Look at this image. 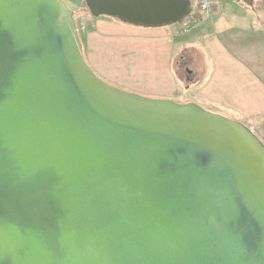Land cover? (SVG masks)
Masks as SVG:
<instances>
[{
	"label": "water",
	"instance_id": "95a60500",
	"mask_svg": "<svg viewBox=\"0 0 264 264\" xmlns=\"http://www.w3.org/2000/svg\"><path fill=\"white\" fill-rule=\"evenodd\" d=\"M83 3L145 29L189 14L188 0ZM73 15L0 0V264H264L262 142L108 84Z\"/></svg>",
	"mask_w": 264,
	"mask_h": 264
},
{
	"label": "crops",
	"instance_id": "0c3cea01",
	"mask_svg": "<svg viewBox=\"0 0 264 264\" xmlns=\"http://www.w3.org/2000/svg\"><path fill=\"white\" fill-rule=\"evenodd\" d=\"M214 1L212 12L198 23L196 2L181 22L188 32L179 36L178 24L145 29L86 19L78 33L84 57L98 77L114 85L147 89L172 101L183 89L187 97L176 103L193 102L242 124L264 126V0ZM190 42L199 43L206 62L205 74L191 86L178 82L172 70L176 51Z\"/></svg>",
	"mask_w": 264,
	"mask_h": 264
},
{
	"label": "rangeland",
	"instance_id": "374dc122",
	"mask_svg": "<svg viewBox=\"0 0 264 264\" xmlns=\"http://www.w3.org/2000/svg\"><path fill=\"white\" fill-rule=\"evenodd\" d=\"M69 8L70 10H72V12L74 13L73 18L76 24V28L78 30V33L80 32V34L83 33L85 27H84V21L86 19H94L92 18L88 11L86 10V8L84 7V3L83 0H62ZM220 4L225 3V0H217ZM188 15L186 16L185 19H183V21H186L187 19H189V15L192 14V12H194L195 10V6H196V0H188ZM192 16V15H191ZM101 18H105L111 21H115L114 19H110L107 17H101ZM182 21V22H183ZM117 22V21H116ZM223 24H226V22H224ZM174 25H177V23L169 26V27H173ZM192 36L188 37L191 38ZM80 39H81V35H80ZM182 42V41H181ZM184 44V42H182ZM178 51V50H177ZM175 53V59H174V64L172 67V70L174 72V75L176 77V80H178V82H187V84L189 86L196 84L200 78L205 74L206 71V62H205V58H204V50L201 48V46L199 45L198 42H190L189 44H186V47L184 48V50L180 53ZM108 84L118 87L122 90L128 91V92H132V93H136L139 94L141 96L144 97H148V98H156L159 99L161 97H157L156 95H154V93H151L150 91L146 90H140L138 89L139 92H136L135 89H126L122 86L118 85H114L112 83H110L109 81H106ZM142 87V86H140ZM150 84L147 86V88H150ZM185 97H187V94L185 92V90L182 89L181 92V96L177 99H175L176 101L174 102H179L180 100H183ZM162 99V98H161ZM164 99V98H163ZM226 116V115H225ZM233 118V117H230ZM235 120H239L237 118H233ZM240 122V121H239ZM245 126H247L254 134L255 136L262 142V144L264 145V126H255V125H251V124H247L244 123Z\"/></svg>",
	"mask_w": 264,
	"mask_h": 264
},
{
	"label": "built area",
	"instance_id": "2783aa9c",
	"mask_svg": "<svg viewBox=\"0 0 264 264\" xmlns=\"http://www.w3.org/2000/svg\"><path fill=\"white\" fill-rule=\"evenodd\" d=\"M197 2V14L195 16V21L201 22L202 19L206 16H208L214 6H215V1L214 0H196ZM188 32V27L186 25H183L182 23L178 24V26L175 29V35L179 36L182 34H185Z\"/></svg>",
	"mask_w": 264,
	"mask_h": 264
},
{
	"label": "trees",
	"instance_id": "16d2710c",
	"mask_svg": "<svg viewBox=\"0 0 264 264\" xmlns=\"http://www.w3.org/2000/svg\"><path fill=\"white\" fill-rule=\"evenodd\" d=\"M175 1H177V0H175ZM115 21H117V20H115ZM182 21H183V19L180 22H182ZM117 22H119V21H117ZM119 23H122V24H125V25H129V26H134V25H131V24L125 23V22H119ZM135 27H138V26H135Z\"/></svg>",
	"mask_w": 264,
	"mask_h": 264
}]
</instances>
